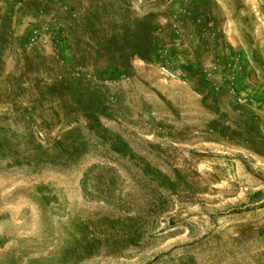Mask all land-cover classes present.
<instances>
[{"label": "rangeland", "instance_id": "obj_1", "mask_svg": "<svg viewBox=\"0 0 264 264\" xmlns=\"http://www.w3.org/2000/svg\"><path fill=\"white\" fill-rule=\"evenodd\" d=\"M0 264H264V0H0Z\"/></svg>", "mask_w": 264, "mask_h": 264}, {"label": "crops", "instance_id": "obj_2", "mask_svg": "<svg viewBox=\"0 0 264 264\" xmlns=\"http://www.w3.org/2000/svg\"><path fill=\"white\" fill-rule=\"evenodd\" d=\"M39 1L47 2V12H48V7L49 6H52L53 4H56V3L62 4V3H65L68 0H39Z\"/></svg>", "mask_w": 264, "mask_h": 264}]
</instances>
